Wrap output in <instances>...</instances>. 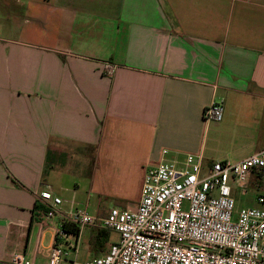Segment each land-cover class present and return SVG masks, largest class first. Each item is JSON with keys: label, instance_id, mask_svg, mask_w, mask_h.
<instances>
[{"label": "crops", "instance_id": "obj_1", "mask_svg": "<svg viewBox=\"0 0 264 264\" xmlns=\"http://www.w3.org/2000/svg\"><path fill=\"white\" fill-rule=\"evenodd\" d=\"M163 149L206 165L264 149V0H0V264L48 263L42 190L133 209Z\"/></svg>", "mask_w": 264, "mask_h": 264}, {"label": "built area", "instance_id": "obj_2", "mask_svg": "<svg viewBox=\"0 0 264 264\" xmlns=\"http://www.w3.org/2000/svg\"><path fill=\"white\" fill-rule=\"evenodd\" d=\"M114 64L106 63L109 73ZM224 101L216 100L203 111L206 121H220ZM145 174L137 207H112L106 216L86 208L60 210L63 200L49 190L39 198L46 217L60 216L47 264H79L69 260L78 253L87 226L114 230L119 239L107 253L84 264H264V195L260 207L236 210L231 181L247 191L250 173L264 172V149L236 162L215 160L206 165L202 155L188 153L182 161L166 157ZM11 264H35L23 253Z\"/></svg>", "mask_w": 264, "mask_h": 264}, {"label": "rangeland", "instance_id": "obj_3", "mask_svg": "<svg viewBox=\"0 0 264 264\" xmlns=\"http://www.w3.org/2000/svg\"><path fill=\"white\" fill-rule=\"evenodd\" d=\"M231 186L233 189V196L236 201V210H240L244 207H260L261 204L258 203L257 197L260 195H264V181L263 183L255 184L248 180L247 191L243 193L240 186L232 180ZM136 195H134L132 201L137 202L138 199H135ZM62 199L67 200L66 204L71 205L72 201H75V208H86L92 215L97 217L106 216L109 209L113 206H119L118 199L109 197L108 195H99L97 193L89 196V191L82 188L79 192H77L74 197L71 193L62 194ZM100 228H96V226H87L83 230L81 243L79 247L78 253H74L72 250H69L68 259L76 260L79 264H84L86 261L97 257L103 250L107 248L108 243L115 242L119 239V234L114 230H109L108 236L104 240V244L102 246L96 243L95 234ZM40 264H47L42 261Z\"/></svg>", "mask_w": 264, "mask_h": 264}, {"label": "trees", "instance_id": "obj_4", "mask_svg": "<svg viewBox=\"0 0 264 264\" xmlns=\"http://www.w3.org/2000/svg\"><path fill=\"white\" fill-rule=\"evenodd\" d=\"M39 206H40V203L39 202H36V205H35L36 209L39 208ZM45 209L47 211V208H45ZM108 234H109V230H107V229H98L97 236H95L96 237V243L98 245L102 246L104 244V240L108 236ZM110 244H109V246H110Z\"/></svg>", "mask_w": 264, "mask_h": 264}]
</instances>
